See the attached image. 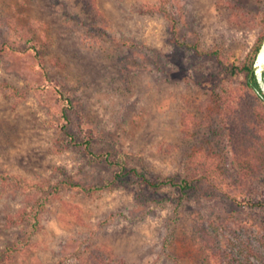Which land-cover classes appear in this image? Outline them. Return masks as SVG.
Segmentation results:
<instances>
[{
	"label": "rangeland",
	"instance_id": "rangeland-1",
	"mask_svg": "<svg viewBox=\"0 0 264 264\" xmlns=\"http://www.w3.org/2000/svg\"><path fill=\"white\" fill-rule=\"evenodd\" d=\"M162 5L185 46L169 42ZM263 16L264 0H0V84L16 92L0 91V175L19 182H0V251L30 243L0 264H83L92 251L112 264H206L189 238L200 220L237 260L244 241L264 264V169L240 176L225 127L257 95L232 71L260 45ZM58 90L68 134L90 138L93 155L193 187L115 179L64 143ZM194 149L219 167L197 169ZM23 210L37 212L33 227L12 223Z\"/></svg>",
	"mask_w": 264,
	"mask_h": 264
},
{
	"label": "trees",
	"instance_id": "trees-1",
	"mask_svg": "<svg viewBox=\"0 0 264 264\" xmlns=\"http://www.w3.org/2000/svg\"><path fill=\"white\" fill-rule=\"evenodd\" d=\"M154 9L157 13H163L168 19L167 31L170 35L169 42L178 44L179 46H185V44L180 41V38L178 36L177 22L169 16L165 6L162 5L157 8L155 7ZM150 10L151 12H153L152 7L148 8L147 11L150 12ZM262 38H260L259 43L262 41ZM187 47L193 48L195 52L199 53L197 45H187ZM257 48L258 46L254 49L248 61H246L241 67H235L232 71V73L243 74L245 78L246 89L253 93L255 92V84L253 81L248 79V75ZM3 90H11L13 94L16 93L14 92L13 88L4 83L0 84V91ZM57 93L61 101H63L65 105L61 114V118L64 120V124L61 126V131L67 138V141L64 143L83 148L85 152H87L95 159L103 158L108 165L118 169V172L115 174V179L122 180L126 178L127 175H133L135 177L143 178L135 170L127 168L123 160L112 159L107 154L93 155L90 152L89 148L90 138L84 136V139L78 142L74 139L73 136H70V134H68L67 132V128L70 124V119L67 115V111H69L70 109L69 100L62 94L61 91L58 90ZM248 99L249 101L245 102V98H240L241 103L238 104L240 105V107L233 109L231 112H226V116L228 117L227 124L225 125L227 130V137L230 136L231 138L230 151L234 153L235 163L236 165H238L241 173L240 176L243 178H251L258 173L259 169H264V106L262 105V100L258 95L249 96ZM190 157L193 165H196V168L203 166L205 170L209 171V173L212 169H214V172L219 167L216 160L214 161L213 157L203 151V149H194ZM203 176H205L204 172ZM0 182H2L4 186H8L13 183H19L17 177L3 175H0ZM144 182L147 183V185L156 188L171 186L179 189V191L182 193L191 189L193 187L192 185L194 184L193 181H189L186 179L180 181H175L173 179H164L160 180L156 184L148 180H144ZM10 219L15 225H25L28 227H33L37 223V212L23 210L20 213L10 216ZM210 230H212L213 232H211ZM217 230L218 229L215 228L210 229L209 226H206L204 220H200L195 222L194 231L191 232V235L189 237L194 244H198L200 248L205 251V254L203 253V260L206 264H259L256 253L260 255V252H258L257 249L255 251V247L253 246L251 248L250 245L252 244H248L247 242L243 241V249H246L248 251L245 250L246 254L244 261L237 260L236 257L232 254V248L231 250L227 249L226 247L228 246H223L222 244L224 243L225 245L227 242H229L230 237H220L219 234H217ZM258 241L262 245H264V237H260ZM29 244L30 243L26 237L24 241H18L12 246L7 247L5 250L0 251V262L11 260V258L15 254L23 251ZM78 257L81 258V255H78ZM83 264L112 263L105 254L92 251L89 253L87 261Z\"/></svg>",
	"mask_w": 264,
	"mask_h": 264
},
{
	"label": "water",
	"instance_id": "water-1",
	"mask_svg": "<svg viewBox=\"0 0 264 264\" xmlns=\"http://www.w3.org/2000/svg\"><path fill=\"white\" fill-rule=\"evenodd\" d=\"M248 79L255 84V92L264 102V36L258 45Z\"/></svg>",
	"mask_w": 264,
	"mask_h": 264
}]
</instances>
